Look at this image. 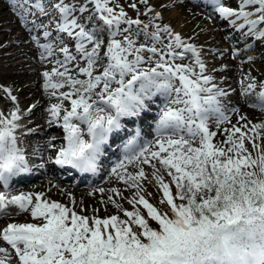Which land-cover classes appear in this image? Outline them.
<instances>
[{"label":"snow or ice","instance_id":"6c2138e0","mask_svg":"<svg viewBox=\"0 0 264 264\" xmlns=\"http://www.w3.org/2000/svg\"><path fill=\"white\" fill-rule=\"evenodd\" d=\"M188 2L127 0L132 17L119 0H0L44 69L38 75L50 101L46 123L64 133L58 148L48 142L55 154L48 161L41 155L38 167L51 162L98 175L109 142L121 139L122 122L164 98L155 138L144 141L135 130L108 171V183L122 187L89 193L123 217L100 218L98 208L92 216L79 214L75 197L59 185L52 187L68 205L43 192L12 194L14 178L30 171L17 136L24 110L13 89L0 87V100L11 106L0 110V220L27 214L34 221L0 228V264H264V148L258 143L264 123L244 115L231 123L239 109L225 106L230 91L216 83L205 59H222L228 50L198 46L199 33L185 38L164 22V11ZM203 2L211 8L207 19L225 28L232 59L242 60L257 43L264 47V0ZM241 76V95L253 97L248 106L264 111V83L257 92L254 78ZM36 107L27 109L29 116ZM246 143L259 151L254 155ZM146 183L158 188L167 211L149 202Z\"/></svg>","mask_w":264,"mask_h":264},{"label":"bare ground","instance_id":"6f19581e","mask_svg":"<svg viewBox=\"0 0 264 264\" xmlns=\"http://www.w3.org/2000/svg\"><path fill=\"white\" fill-rule=\"evenodd\" d=\"M2 5H7V4H2ZM182 7H184L186 10H188V12H190V13H194V11L199 12L198 10H195L194 8H192V1L191 0H190V2L184 4ZM191 9H192V11H190ZM14 17L15 16L10 11H8V9H7L6 13H3L2 16H0V23L1 22H7V21L12 22L14 24L12 29L21 33V36H18L16 38H14V37L10 38V40L8 42L6 41V43L4 42L2 44V42L4 40L9 39V38H6L7 36L5 34H6L7 30H11V29L7 28V30L0 32V44L3 45V47H0V65L3 62H9V61L16 59L17 61H15V64L8 63L5 68H8V69L17 68L18 70L17 71H11V72L4 71V70L0 71V87H3L4 84H6L7 86L11 87V89H13L14 94L17 95V97L19 99V106L21 109L25 108L28 105V102L31 98L38 99L37 101L39 102V104L33 110L32 114L34 116H36V118H37V120L34 123L44 126V124L46 123V122H44V120L46 119L45 109L47 108V105L50 103V101L48 99H46L45 93H44L43 88H42V84L40 83L42 81H41L39 75L37 73H34L35 69H33L34 72L31 76L26 75L27 74L25 72L26 67L31 66V65H32V67L39 65L35 59L25 60L22 58L24 52H28L30 55H32V53L30 52V46L27 44L21 43L23 45H22V48L19 49L15 45H13L14 40L22 42V41H25L27 39L26 33L24 34L25 30L18 23L17 18L15 17L16 19H14ZM208 21H209V25L210 24L213 25L212 22H214V21H212V20H208ZM263 63H264V61H263ZM241 65H242V67H241ZM263 66H264V64H263ZM2 69L3 68L0 67V70H2ZM228 69L229 70L225 71V73H224V75L226 74V76H224L225 81H228V83L235 82L232 80L234 77H236V74H237V76L241 77V73L244 72V73H247L248 75H250L252 78H254L256 83L259 81V83L257 84L258 86H257L256 91L257 92L261 91L259 84L264 83V77L263 78L261 77L258 80V75L263 74L264 71L263 72L259 71L257 74H253V71L251 69L249 70V68L246 65H243L242 63L238 64L236 62L235 63L233 62L232 67H228ZM37 82H39V83H37ZM221 83H222V81L221 82L219 81L220 86H221ZM230 89L234 90V96L235 97H234L233 101L229 105H227L226 107L227 108L237 107L239 109V112L231 114V123L235 124L240 115H244L251 123H264V111H261L259 109H254V108H251L248 106L249 103L252 102L253 97H243L241 95L240 87L237 85H232L230 87ZM158 99L160 101L163 100L162 97H160V96H158ZM0 101L2 102L3 100H0ZM3 103H5V102L3 101ZM161 103H163V102H161ZM162 105L159 104L158 107L161 109ZM9 106L10 105L5 103L3 105V107H4L3 109L10 111L11 107H9ZM28 115H29L28 113H23V117H25V118ZM126 121H130V120H126ZM143 122H144L143 116H141L140 119L138 118L136 120L135 119L132 120V124L135 126L136 129H139L141 131V133H142V128L140 129V126H141V123H143ZM154 123H155V121L153 122V125H154ZM153 125L147 124V127L150 128L149 131L151 132V134H147V136L148 135L149 136L146 139V141L152 140L155 138V136L153 135V132H154V128H153L154 126ZM209 126L212 130H216V125H215L214 121L210 120ZM27 129H28V126L23 125V126H21L20 130L17 133L19 134V132L20 131L22 132L23 130L26 131V133L25 132L24 133L27 134V139H26L27 142H24L25 143L24 149H25V152L27 154L29 164L36 167L38 162L40 161L41 155H43V157H45V154H47L46 152H49V149L47 150V148L43 146L44 144L42 143V141H40L38 139L36 140L35 139L36 137L34 135H30L27 132ZM131 130L135 131L134 129H131ZM35 135H37V134H35ZM32 136L35 138H33ZM129 136H130V134L128 133V131L125 130L124 132H121V135H120L121 139L117 143L114 144L115 148L112 149V145L109 144L108 150L105 153V155L111 156L113 159H115L116 155L114 156V151H117V150L122 151V147H123L124 143H126V140ZM216 139H221V137L220 136L215 137V140ZM57 146L59 147L60 143L57 144ZM54 149L56 150V148H54ZM54 149L51 150L50 152L53 153ZM119 159L120 158L118 157L117 161H119ZM111 162H112V160L110 158L106 159L107 165L110 164ZM145 168H146V171H149L147 166H145ZM108 171H109V168L106 167V169L103 171V173L101 175H98L95 178L91 179L89 181V183L91 184L90 186L75 187V186H71L69 182H66L70 177V175H68V172H69L68 170L56 168L53 165L49 166L48 164L45 163V167L41 168L37 173L45 174L48 177L47 183L44 182V179H41L38 181L37 177L34 178L36 175L34 174L35 170H33L34 175H32V174H27L24 176L20 175L21 180L15 186H17L16 187L17 190L18 189L22 190L25 193H29L30 191L35 192V193L43 192L45 194L46 198L48 197V198H51L52 200H56L57 202L67 204V200H68L67 196L64 195L63 193H61L57 188L52 187L53 184L59 185L60 188H63L67 192H70L75 197V199L78 203H80V202L85 203L86 208L88 210H90L89 207H93V208L98 207L96 205L97 202H95V201H97L100 198V197L97 198L94 195H89V193L92 191L93 188H96V187H104V188L122 187V185H117L115 183H111V184L108 183V180H109ZM58 172L60 173L59 175H58ZM75 173L77 174L76 171H75ZM61 175H63V177L64 176H66V177L63 178V177H61ZM84 179L85 178L83 176H79L78 177V183L79 184H85L86 182L84 181ZM167 179H170V178H167ZM27 182H29V183L26 185ZM59 194H61V195L59 196ZM98 196H100V195H98ZM64 197H66L67 200L64 199ZM100 206H102V205H100ZM109 209H106L105 212L109 213V211H110ZM88 213H89V216H92L91 212L88 211ZM19 218H21L20 220H22L23 218H25V219L27 218V221L31 220L30 216L25 214V215H21V217H16L13 219L5 218L4 220H0V225L2 223L7 224L9 222H17V221H19L18 220ZM0 228H2V227H0Z\"/></svg>","mask_w":264,"mask_h":264},{"label":"rangeland","instance_id":"374dc122","mask_svg":"<svg viewBox=\"0 0 264 264\" xmlns=\"http://www.w3.org/2000/svg\"><path fill=\"white\" fill-rule=\"evenodd\" d=\"M119 2L121 4H124L125 5V9H126V11H128V13H129L130 16L135 17V13L130 8H127V0H119ZM161 2H163L164 4H169L170 5V4H173V3H177V0H152V3L155 4V5H157V6H159L161 4ZM192 8H194L195 10H198L200 13L199 12H196V11H194V13H190V12H188V10H186L182 6H177V7L173 8V9H171L169 11H164V13H163L164 22L167 23V24H169L176 32L182 34L185 38H187L189 36H196V34L199 33V35L196 36V39L194 41L198 46H201L202 45L205 48L227 49L228 50V54H226L222 59H212L210 56H206L205 57L206 62H207L208 71H209L210 74H212V75L215 76L216 83L219 84V81L220 82L222 81L221 87H223L225 89H228L230 91V95L224 99V104H225V106H227V105H229L233 101V99L235 97L234 96V90L233 89H230V87L232 85H237V86L240 87V84L238 82L241 81L242 76L240 77V76H237V74H236V77H234L233 80H232V81H235L236 83L235 82L228 83V81H225L224 80V76H226V74L224 75L225 71H219L218 69H221L224 66H227V68L228 67H232L233 62L234 63L236 62L238 64H241L242 63L243 65H246L249 68V70L251 69L253 71V74H257L259 71L263 72L264 71V68H263L264 67L263 66V64H264L263 63V61H264V54H263V52L260 53V50L261 51H264V47H262L261 44L257 43L255 45V47L253 48L252 51L247 52L244 55V57H243L242 60L238 61V60L232 59L231 56H230V52H231V48L233 47V45L229 44V42L225 39V34H226L225 33V28L217 20H212V21H214V22H212L213 25L212 24L209 25V21H208L209 19L207 20V16H208L209 12H211V9L206 8V7H204V8L203 7H200L197 4L195 5L193 3V1H192ZM7 9H8V6L7 5H0V13H1L0 16H2L3 13H6ZM158 10H159V7H158ZM190 11H192V9ZM14 19H16V18L14 17ZM13 26H14V24L12 22H8V21L7 22H1L0 23V32H3L4 30H7V28L8 29H11V30H7L8 33L6 32V34H5L7 36L6 38H9V39L4 40L2 42V44L4 42L6 43V41L8 42L10 40V38H13V37L16 38L18 36H21V33L20 32L12 29ZM24 34H25V32H24ZM234 39H239V38L237 36V37H234ZM13 45H15L17 48L20 49V48H22V45L23 44H21L20 41L14 40L13 41ZM237 46L243 48V43L241 42ZM255 48L257 50H255ZM258 51H259V53H258ZM248 57L255 58L254 63H251V64L248 63L247 62V58ZM22 58L25 59V60L34 59L32 57V55H30V54H29L28 58H25L24 56ZM15 61H17V60L14 59V60L9 61V62H3V63H1L0 67L3 68V69L0 70V71H3V70L4 71H8V72L17 71L18 70L17 68H13V69L5 68L8 63L15 64ZM33 69H35V72H34ZM38 70L39 71H43L44 69L41 68L39 65H36V66H33V67L31 65V66H28V67L25 68V72L27 73L26 75H29V76H31L33 74V72L38 74ZM261 77L262 78L264 77V73L258 75V80ZM37 83H39V82H37ZM40 83L42 84V82H40ZM258 83H259V81L257 82V84ZM4 86H7V85L4 84ZM7 87H9V86H7ZM9 88H11V87H9ZM46 99H48L47 96H46ZM154 99L155 98H153V100L150 101V102L156 103V105H157L159 103V101L157 100L158 101V103H157ZM37 100L38 99L31 98L29 100V102H28V105L25 108H23L24 113H28L27 112V109L31 105H33V104L38 105L39 102ZM51 102H54V101H51ZM163 103H164V101H163ZM4 104L5 103H3V101L2 102L0 101V110H4L3 109L4 108L3 107ZM48 105H47V107H48ZM65 106L66 107L69 106L67 104V102H66ZM9 107H11V106H9ZM148 109H150V110L153 109L152 110L153 112H154V109L156 111V108H152L150 106L148 107ZM46 118H47V114H46ZM152 119L153 118H148L147 117V121L148 122L151 121ZM36 120H37V118L33 114H31L30 116L28 115L26 118L24 117L22 119L21 126H23V125L28 126V129H31L32 130V132L29 133V134L30 135H34L36 138L33 137V136L32 137L35 138L36 140L38 139V140L42 141V143L44 144L43 146L46 147L47 150L49 149V152H50L54 148H48L47 147L46 139L47 138L61 139L63 137L64 133H63L62 129L59 128V127H57V126L49 127L47 125V123H45L44 126L43 125L36 124V123H34ZM44 122H46V119L44 120ZM229 126L230 125H228V124L223 125V127H229ZM210 130H212V129L210 128ZM20 132H19V134L17 133V136L19 138V144H20V146L22 148H25V143L24 142H27L26 141L27 134H25L26 133L25 130H23L21 133ZM34 133L37 134V135H35ZM216 140L214 138V141L213 142L215 143ZM51 141H53V143L56 145V148H58L57 144H59V143L61 144V140H51ZM258 143L261 145L262 148H264V139H261L260 141H258ZM246 147H248L250 151H253V154L254 155L259 151V149L252 150V147H251V144L250 143H246ZM39 180H41V179H38V181ZM166 180H168V179L166 178ZM146 188H147V193H151V196H147L146 197V198L149 199V202L152 203L154 206H156L159 210H161V211H167V207L165 205H161L159 203V199H160V196L162 194L159 193L158 188L154 184H147V183H146ZM30 193H35V192L30 191ZM60 195L61 194H59V196ZM98 195L99 194L97 193L94 196H96L97 198H99L100 196H98ZM125 195H129V194L128 193H125ZM47 199L52 200L51 198H48V197H47ZM64 199H66V197H64ZM67 199H68V197H67ZM100 199H101V197L97 201H95V202H97L96 205L98 206L96 208H98V209L101 208L100 211L97 213V215L100 218H105V217H108V216L113 215V214H118V215H121V217H122V213H117L116 209L113 208V207H111V206H109L107 208V209L110 208L109 209L110 210L109 213L105 212L104 206L103 205L100 206L101 205L99 203ZM52 201H56V200H52ZM68 204H69V200H67V204H65V205H68ZM83 206L86 207L85 203H83ZM124 206H125L124 208H126L128 210H132V208L130 207V205H128L127 203H124ZM80 207H81V203H78L77 202V204H76V211L79 214L88 215L89 216V213H88V211H89V212H91V215H93V212H92L93 207H89L90 210H88L87 212H82V213L79 210ZM16 217H21V215L20 216H15L13 218H16ZM20 219L21 218L18 219L19 220V221H17L18 223L34 222V221H31V220H28L27 221V218L26 219L23 218L22 220H20ZM150 223H151V226L153 228H156L157 227L154 222H150ZM3 226H5V224L2 223L0 225V227H3Z\"/></svg>","mask_w":264,"mask_h":264}]
</instances>
